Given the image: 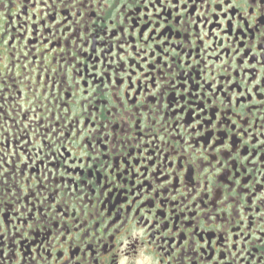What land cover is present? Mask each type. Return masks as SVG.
I'll return each instance as SVG.
<instances>
[{
	"label": "flooded vegetation",
	"instance_id": "af4514ba",
	"mask_svg": "<svg viewBox=\"0 0 264 264\" xmlns=\"http://www.w3.org/2000/svg\"><path fill=\"white\" fill-rule=\"evenodd\" d=\"M50 3L0 0V264H118L133 220L158 264H264V84L237 54L259 33L213 0ZM221 117L236 151L209 169Z\"/></svg>",
	"mask_w": 264,
	"mask_h": 264
},
{
	"label": "snow or ice",
	"instance_id": "6c2138e0",
	"mask_svg": "<svg viewBox=\"0 0 264 264\" xmlns=\"http://www.w3.org/2000/svg\"><path fill=\"white\" fill-rule=\"evenodd\" d=\"M41 2H43V0H41ZM75 2L76 0H61L62 11L66 12L67 8L72 6V4ZM86 2L87 0H78L79 7L82 8ZM169 2L172 3V0H169ZM142 3H144V0H137V3L133 5L132 11L138 10L139 5ZM154 3H161V0H154ZM213 5H214V14L219 13L224 18L226 27L229 31L240 32L242 35L246 33L249 35L250 38H251V34L259 33V40L256 45L259 50L251 54L249 61H244V57L249 55V53L251 52V47L245 49L243 41H241L240 47L237 52L239 59L242 62L247 63L248 65V68L241 69V71L248 72V70L251 69V74L248 77V83H251L252 80H256V84L253 85V88L251 90L245 88V94H247L249 91L258 92L260 89V86L264 84V72H262L260 78L257 79L256 78V65L251 63V61L255 60L256 57L259 56L260 61L258 63L261 68H264V0H213ZM253 5L256 6L255 14H253ZM49 6L52 7L53 10H55L56 0H51V3L49 4ZM124 7H125L124 0H121L120 10L123 11ZM232 10H235V11H232ZM132 11H130L128 14L129 15L132 14ZM73 15H79V10L73 13ZM249 17H251V22H249ZM64 18L65 17L62 16V20ZM88 18L90 19L91 17H88ZM234 18L236 19V28L232 29V21ZM250 42H251V39H250ZM0 111H2V108H0ZM213 119H217V118L212 117L206 120L205 123L211 124ZM197 120L199 121V117H197ZM220 124H224L225 127L220 128ZM195 127L196 126L193 125L194 130H195ZM214 127L219 134L213 137L211 143L205 140V144L208 148V154H206L203 157V159L208 162L209 169H211V160H215L216 158L215 155H212L211 160L208 159V155L212 153L213 149L215 150L216 154H219L223 156L224 158H228L231 155V152L236 151V146L234 143H231V142L225 143L226 140L232 141L234 132L236 130L235 123L229 125L228 122L221 117L217 120V124ZM208 134L212 135V131L209 130ZM244 134L247 135V133H244ZM260 147H264V142L261 143ZM254 155H255V151H253L247 157V159H251V156H254ZM181 159H183V157H181ZM260 159L264 160V153L261 154ZM217 165L219 166L220 162H217ZM198 167H203V163L199 164ZM172 174L173 176H175V170H173ZM49 175H51V173H49ZM236 175L239 176V172H237ZM220 178L222 179L223 177H220ZM261 179L262 181H264V175H262ZM202 180H203V187L205 190L214 191V187L213 188L209 187V182H208L206 175L202 177ZM257 183H260V182H257ZM54 195H55V192L50 194V196H54ZM251 195H255V192L251 193ZM249 200H250V197H249ZM259 200L261 203H264V196L260 197ZM0 213L3 214L2 217H0V223H11V221L6 220V216H7L6 210L0 209ZM210 216H211V213H205L203 214L202 219L205 220L208 224H211L212 220L209 219ZM28 218L29 217H25L23 220V223L26 224ZM43 219L44 217L42 215L38 216L36 222L39 223ZM142 223L146 225L148 222L145 220ZM120 226L122 227L123 225H120ZM16 231H17V234H19L20 229H17ZM14 238L15 237H13V239ZM68 239L69 241H71L73 238L69 236ZM128 247L132 249L133 254L136 253L135 246L133 245L131 241L129 242ZM161 251H163V249H161ZM3 255H4L3 253V233H0V256H3ZM113 264H116L115 260H113Z\"/></svg>",
	"mask_w": 264,
	"mask_h": 264
},
{
	"label": "clouds",
	"instance_id": "9594fccd",
	"mask_svg": "<svg viewBox=\"0 0 264 264\" xmlns=\"http://www.w3.org/2000/svg\"><path fill=\"white\" fill-rule=\"evenodd\" d=\"M146 237V229L138 227L133 220L126 230V234L121 237L122 244L116 250L118 264H158V254L154 249L140 247L133 256L128 253V244L130 240L143 241Z\"/></svg>",
	"mask_w": 264,
	"mask_h": 264
}]
</instances>
